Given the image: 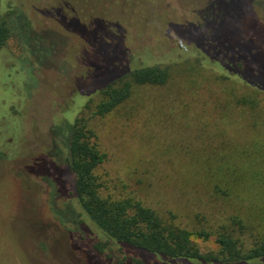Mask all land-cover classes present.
<instances>
[{
    "label": "rangeland",
    "instance_id": "374dc122",
    "mask_svg": "<svg viewBox=\"0 0 264 264\" xmlns=\"http://www.w3.org/2000/svg\"><path fill=\"white\" fill-rule=\"evenodd\" d=\"M15 1L34 27L8 43L22 62L0 64L1 264H89L83 245L95 237L78 232L76 242L59 215L72 187L65 127L84 101L90 109L76 119L107 155L97 170L104 196L138 200L190 230L203 255L218 253L213 234L231 221L243 220L251 247L264 239V91L253 89H264V0ZM138 54L173 58L168 81L132 83L122 105L95 115L101 88L139 64ZM124 257L115 247L112 262Z\"/></svg>",
    "mask_w": 264,
    "mask_h": 264
},
{
    "label": "trees",
    "instance_id": "16d2710c",
    "mask_svg": "<svg viewBox=\"0 0 264 264\" xmlns=\"http://www.w3.org/2000/svg\"><path fill=\"white\" fill-rule=\"evenodd\" d=\"M6 1L0 0V64L5 69L9 67V70H12L22 61L12 60L8 43L16 38L17 30L21 31L24 39H28L32 33L30 29H33L34 25L31 21L28 23L25 20L26 14L21 5L18 8L13 7L18 6L15 0H9L11 4L7 8L8 11L3 12ZM38 13H41L40 10ZM21 23L26 25L24 35L19 27ZM192 56L201 60L199 53H194ZM144 57V54H138L139 64L135 67L130 66L129 69L125 68L120 76L110 81L111 84L109 82L101 88L103 99L93 108L95 115L106 116L122 105L131 96L132 83L164 85L168 81L171 66H167L166 63H172L173 58L164 62L156 60L148 62ZM221 60L224 61L223 58ZM203 65L211 67L209 64L203 63ZM238 65L240 66L239 63ZM11 75L12 71L8 75V80L13 79ZM119 82L122 84L119 85ZM244 83H249L248 85L253 87L250 82ZM258 88L264 91L258 86L253 87L255 90ZM84 103L76 110L72 122L65 127L68 135L65 138L66 149L62 159L72 187L59 215L64 219L63 222L70 221V224L75 227L73 239L76 242L79 240L78 232L82 233L84 240L89 236L95 237L94 241L90 240L83 245L89 264H114L112 260H116L113 258L115 247H118L120 253L125 255L119 264H124L130 256L137 259V264H148L141 257V252L151 254L154 258L157 255L163 257V262L160 261L162 264H166L164 262L166 260H176L173 264H187L188 261L193 260L206 264H262L264 262V239L253 244L252 247L247 244L240 235L248 231L243 220L231 221L229 225L220 227L222 232L218 230L213 234L219 246L218 253L203 255L191 240L190 230L163 218L138 200H117L104 196V182L97 174V170L107 161V155L97 144L94 131L82 119H76V114L81 111V108L90 109V102ZM16 108L12 113L21 109L18 106ZM54 129L56 142L60 141L63 135L56 130L58 128L54 127ZM198 233L202 238L213 236L204 230ZM105 249L112 253L104 259L101 253Z\"/></svg>",
    "mask_w": 264,
    "mask_h": 264
}]
</instances>
